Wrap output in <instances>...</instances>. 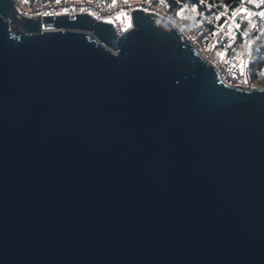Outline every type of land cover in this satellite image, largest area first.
I'll return each instance as SVG.
<instances>
[{"label": "water", "instance_id": "water-1", "mask_svg": "<svg viewBox=\"0 0 264 264\" xmlns=\"http://www.w3.org/2000/svg\"><path fill=\"white\" fill-rule=\"evenodd\" d=\"M0 264H264V86L154 13L0 0Z\"/></svg>", "mask_w": 264, "mask_h": 264}, {"label": "built area", "instance_id": "built-area-1", "mask_svg": "<svg viewBox=\"0 0 264 264\" xmlns=\"http://www.w3.org/2000/svg\"><path fill=\"white\" fill-rule=\"evenodd\" d=\"M31 5L26 8L23 2ZM20 16L41 17L46 15L70 14L71 19H75L77 13L88 12L98 21L113 23L119 35H122L131 24L132 9H141L145 13H154L168 22L176 25L185 36L198 48L199 52L211 61L221 78L229 85L243 86L249 89L258 87L250 77V62L252 59V48L254 37L264 25V17L259 13L264 12V2L262 0H242L238 7L226 16L220 27L216 30L212 39L207 43L206 51L197 41V38L190 34L184 27L183 22L173 14L165 11L153 0H15ZM248 16L252 19V25L246 30L240 39L237 38V21L240 16ZM45 29H51L46 27ZM228 40L229 44L222 41ZM223 49L221 62L209 51L213 48ZM225 51V52H224Z\"/></svg>", "mask_w": 264, "mask_h": 264}, {"label": "trees", "instance_id": "trees-1", "mask_svg": "<svg viewBox=\"0 0 264 264\" xmlns=\"http://www.w3.org/2000/svg\"><path fill=\"white\" fill-rule=\"evenodd\" d=\"M153 1L176 18L180 16L182 19H178L183 22L189 33L194 35L197 41L201 39L207 45L220 27L223 19L235 10L242 0ZM237 21L240 22V26L237 28V38L240 39L242 34L252 25V19L242 15ZM224 43L229 44L228 40H224L221 46ZM250 77L257 85L264 86V25L254 37Z\"/></svg>", "mask_w": 264, "mask_h": 264}, {"label": "rangeland", "instance_id": "rangeland-1", "mask_svg": "<svg viewBox=\"0 0 264 264\" xmlns=\"http://www.w3.org/2000/svg\"><path fill=\"white\" fill-rule=\"evenodd\" d=\"M24 6L26 8H30L31 5L27 2H23ZM178 18L181 20L182 18L180 16H178ZM14 25H17L16 23ZM126 25H130V22L127 21ZM199 43L202 45V47L208 51V46L205 44V42L201 39L198 40ZM225 52V51H224ZM209 53H211L215 58H217L218 60H220L221 62L223 61V57H222V53H223V49H221L220 47H216L213 48L211 51H209Z\"/></svg>", "mask_w": 264, "mask_h": 264}, {"label": "snow or ice", "instance_id": "snow-or-ice-1", "mask_svg": "<svg viewBox=\"0 0 264 264\" xmlns=\"http://www.w3.org/2000/svg\"><path fill=\"white\" fill-rule=\"evenodd\" d=\"M262 2H264V0H262ZM259 15L264 17V12L259 13ZM237 27H239V25H237Z\"/></svg>", "mask_w": 264, "mask_h": 264}, {"label": "bare ground", "instance_id": "bare-ground-1", "mask_svg": "<svg viewBox=\"0 0 264 264\" xmlns=\"http://www.w3.org/2000/svg\"><path fill=\"white\" fill-rule=\"evenodd\" d=\"M208 60V59H207ZM209 61V60H208ZM209 62H211V61H209ZM212 63V62H211ZM213 64V63H212ZM214 65V64H213ZM215 66V65H214Z\"/></svg>", "mask_w": 264, "mask_h": 264}]
</instances>
